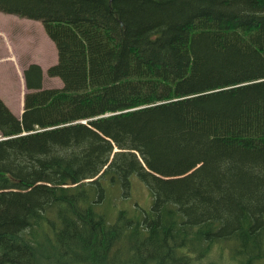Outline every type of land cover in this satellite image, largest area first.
Instances as JSON below:
<instances>
[{"label": "trees", "instance_id": "16d2710c", "mask_svg": "<svg viewBox=\"0 0 264 264\" xmlns=\"http://www.w3.org/2000/svg\"><path fill=\"white\" fill-rule=\"evenodd\" d=\"M0 11L41 22L62 81L32 62L21 115L0 97V264H264V0Z\"/></svg>", "mask_w": 264, "mask_h": 264}, {"label": "rangeland", "instance_id": "374dc122", "mask_svg": "<svg viewBox=\"0 0 264 264\" xmlns=\"http://www.w3.org/2000/svg\"><path fill=\"white\" fill-rule=\"evenodd\" d=\"M46 38L48 37L38 20L0 11V58H6L0 60V86L2 88L7 87L10 89V78L12 80L17 78L15 61L26 64L30 60H40L43 69L47 67V60L50 58L44 41ZM60 82L59 77L48 76L44 69L45 87L60 86ZM0 92L13 112L17 110V100L23 96L25 91H18L17 89V91ZM117 190H119L118 187L115 188V191ZM152 200L153 196L148 186L136 176H132L129 195L116 199V210L125 209L130 214L141 213L150 208ZM212 260L216 262L217 258L200 260V262L202 264H211ZM228 264H240L239 258L232 257Z\"/></svg>", "mask_w": 264, "mask_h": 264}, {"label": "crops", "instance_id": "0c3cea01", "mask_svg": "<svg viewBox=\"0 0 264 264\" xmlns=\"http://www.w3.org/2000/svg\"><path fill=\"white\" fill-rule=\"evenodd\" d=\"M44 41H45V44H46V49L49 52V58L50 59L47 60L48 61L47 67H49L50 65H52V64L57 62V50H56V47H55L54 43L52 42V40L49 37L44 39ZM1 59H6V58H0V60ZM32 62L38 63L41 66V68H42V86L45 88V86H44V69L46 70L47 67H45L43 69L40 60H33V61L30 60L26 64L23 63V62L21 64V62L15 61V67H16V70H17V78H15L14 80H12L10 78V81H9L10 89H8L7 87L6 88H2L0 86V91H17V89H18V91H25V92L28 91L26 86H25V83H24L23 70ZM60 83H61L60 86H48L46 88H49V87H61L62 86V81ZM0 96L4 100L1 92H0ZM23 98H24V94H23V96L20 99L17 100L18 101V105L16 106L17 110L13 111L15 113V115H17V116H19L20 113L23 110ZM4 102L7 104V106L9 108H11L10 105L6 102V100H4ZM11 110H12V108H11Z\"/></svg>", "mask_w": 264, "mask_h": 264}, {"label": "water", "instance_id": "95a60500", "mask_svg": "<svg viewBox=\"0 0 264 264\" xmlns=\"http://www.w3.org/2000/svg\"><path fill=\"white\" fill-rule=\"evenodd\" d=\"M24 132H22V134H23Z\"/></svg>", "mask_w": 264, "mask_h": 264}, {"label": "bare ground", "instance_id": "6f19581e", "mask_svg": "<svg viewBox=\"0 0 264 264\" xmlns=\"http://www.w3.org/2000/svg\"><path fill=\"white\" fill-rule=\"evenodd\" d=\"M96 206V205H95Z\"/></svg>", "mask_w": 264, "mask_h": 264}]
</instances>
